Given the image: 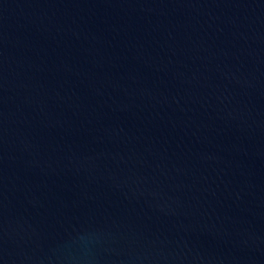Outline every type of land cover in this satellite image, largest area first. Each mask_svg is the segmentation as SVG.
Listing matches in <instances>:
<instances>
[{"label":"water","instance_id":"water-1","mask_svg":"<svg viewBox=\"0 0 264 264\" xmlns=\"http://www.w3.org/2000/svg\"><path fill=\"white\" fill-rule=\"evenodd\" d=\"M0 264H264V0H0Z\"/></svg>","mask_w":264,"mask_h":264}]
</instances>
